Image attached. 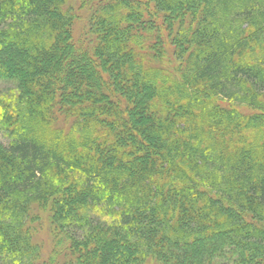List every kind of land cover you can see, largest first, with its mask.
Listing matches in <instances>:
<instances>
[{
    "label": "trees",
    "instance_id": "1",
    "mask_svg": "<svg viewBox=\"0 0 264 264\" xmlns=\"http://www.w3.org/2000/svg\"><path fill=\"white\" fill-rule=\"evenodd\" d=\"M0 82V264H264V0H0Z\"/></svg>",
    "mask_w": 264,
    "mask_h": 264
},
{
    "label": "rangeland",
    "instance_id": "2",
    "mask_svg": "<svg viewBox=\"0 0 264 264\" xmlns=\"http://www.w3.org/2000/svg\"><path fill=\"white\" fill-rule=\"evenodd\" d=\"M85 12L82 14L79 12L80 19L78 22L75 24L73 28V41L76 44H79L82 41V37H84V32H85V17H84ZM10 86V84L6 82H0V91L5 90ZM0 141L3 142L5 145L10 142L7 137L4 135L3 132L0 131ZM41 240L43 241L45 248L48 249L50 246V242L48 240V235L47 231L44 230L42 235H41Z\"/></svg>",
    "mask_w": 264,
    "mask_h": 264
}]
</instances>
